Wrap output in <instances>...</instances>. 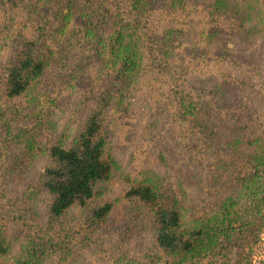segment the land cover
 I'll return each instance as SVG.
<instances>
[{"label": "trees", "instance_id": "16d2710c", "mask_svg": "<svg viewBox=\"0 0 264 264\" xmlns=\"http://www.w3.org/2000/svg\"><path fill=\"white\" fill-rule=\"evenodd\" d=\"M263 230L264 0H0V264H253Z\"/></svg>", "mask_w": 264, "mask_h": 264}, {"label": "rangeland", "instance_id": "374dc122", "mask_svg": "<svg viewBox=\"0 0 264 264\" xmlns=\"http://www.w3.org/2000/svg\"><path fill=\"white\" fill-rule=\"evenodd\" d=\"M133 147H129L128 150H131ZM110 183V190L107 192V197L108 198H112L113 194L115 191H117L118 189H115V185L117 183V176L114 175L112 180L109 182ZM114 191V192H113ZM258 248L256 249L255 253L253 254V259H254V263L253 264H264V230L262 232L261 235V239L259 242V246H257Z\"/></svg>", "mask_w": 264, "mask_h": 264}]
</instances>
